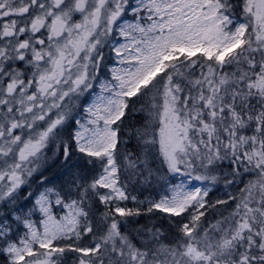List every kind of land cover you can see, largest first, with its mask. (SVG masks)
Wrapping results in <instances>:
<instances>
[{"label": "snow or ice", "instance_id": "snow-or-ice-1", "mask_svg": "<svg viewBox=\"0 0 264 264\" xmlns=\"http://www.w3.org/2000/svg\"><path fill=\"white\" fill-rule=\"evenodd\" d=\"M0 264H264V0H0Z\"/></svg>", "mask_w": 264, "mask_h": 264}]
</instances>
